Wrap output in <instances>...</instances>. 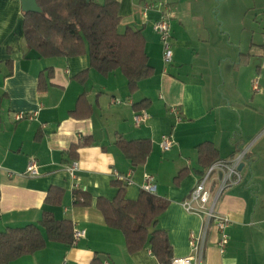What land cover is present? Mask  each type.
<instances>
[{
	"label": "crops",
	"instance_id": "1",
	"mask_svg": "<svg viewBox=\"0 0 264 264\" xmlns=\"http://www.w3.org/2000/svg\"><path fill=\"white\" fill-rule=\"evenodd\" d=\"M118 1L121 26L143 31L154 72L135 93L120 71L103 75L91 69L80 80L90 67L88 54L43 57L30 49L22 1L0 0V231L36 224L44 212L86 230L72 245L49 241L9 264H161L149 245L131 254L123 232L108 226L97 206L100 198L116 197L115 171L130 175V200L139 198L146 174L155 177L156 194L169 201L159 227L168 231L174 257L190 255V234L201 230L203 220L183 201L207 170L198 149L205 142L215 145L221 159L249 152L241 181L228 186L217 205L231 220L229 243L221 251L212 226L202 264H264V31L256 14L245 10L235 22L238 13L225 7L228 0ZM165 13L172 26L170 63L154 29ZM84 94L91 116L76 115ZM147 99L148 108H135ZM86 110L82 106L77 114ZM143 111L147 116L136 121ZM19 112L37 115L16 120ZM167 135L174 144L164 150L160 142ZM121 137L151 140L147 162L133 168L118 145ZM89 138L93 143L80 147L78 158L68 155ZM32 159L39 164L37 176L26 175ZM75 160L79 170L72 177L67 166ZM54 187L64 190L60 205L46 202ZM77 190L90 202L75 204Z\"/></svg>",
	"mask_w": 264,
	"mask_h": 264
},
{
	"label": "trees",
	"instance_id": "2",
	"mask_svg": "<svg viewBox=\"0 0 264 264\" xmlns=\"http://www.w3.org/2000/svg\"><path fill=\"white\" fill-rule=\"evenodd\" d=\"M41 12H24V36L30 49L43 57H75L89 55L90 67L78 75L82 81L91 69L103 75L120 71L127 78L131 93L137 92L139 83L153 75L145 52L146 39L141 29L126 27L121 30L120 3L118 0H37ZM44 79V75L41 77ZM82 106L87 110L77 114ZM150 106V100L135 104L137 110ZM92 105L82 95L78 100L77 116H91ZM91 138L73 145L67 152L78 158L82 146L91 145ZM118 145L130 159L132 167L147 162L153 151L149 139L128 141L120 138ZM199 160L208 168L220 160L218 149L211 142L198 146ZM206 172V171H205ZM202 173L201 176L204 175ZM200 176V177H201ZM118 192L113 200L100 198L97 206L108 226L121 230L128 251L134 254L149 245L152 254L161 264H172L173 246L167 230L159 227V218L168 208L169 201L143 189L137 200L126 197L128 184L115 181ZM64 190L54 187L46 202L60 205ZM89 195L75 191V204H87ZM49 241L72 245L74 224L70 219L58 220L44 212L36 224L10 227L0 231V264H9L22 256L45 248Z\"/></svg>",
	"mask_w": 264,
	"mask_h": 264
},
{
	"label": "built area",
	"instance_id": "3",
	"mask_svg": "<svg viewBox=\"0 0 264 264\" xmlns=\"http://www.w3.org/2000/svg\"><path fill=\"white\" fill-rule=\"evenodd\" d=\"M154 29L161 36L164 46L163 59L165 63H170L173 60L174 49L172 44V26L171 17L169 14H164L154 24ZM257 88V87H256ZM37 115L34 113L19 112L15 114L16 120L33 119ZM147 116L145 111L142 114L136 115V121H140ZM174 144L172 135L163 137L160 142L164 150H169ZM249 148L240 150L232 159H220L212 163L201 176L192 189L188 197L183 201L184 208L190 212L202 217V228L199 232H191L190 234V248L191 254L186 257H174L172 264H202L204 260L205 249L208 242L209 230L214 226L219 232L218 246L221 251H224L229 243L230 237L227 228L230 226L231 220L222 215L217 205L219 199L225 189L233 184L241 181L240 166L247 158ZM67 170L72 177H76V172L79 170V162L73 161L67 166ZM39 174V164L35 159L29 162L26 175L37 176ZM117 181L126 184L131 183L130 175H123L118 171L114 172ZM143 189L150 193L156 194L157 185L155 177L151 174L145 175V183ZM86 230L76 228L74 230V242H77L82 237H85Z\"/></svg>",
	"mask_w": 264,
	"mask_h": 264
},
{
	"label": "rangeland",
	"instance_id": "4",
	"mask_svg": "<svg viewBox=\"0 0 264 264\" xmlns=\"http://www.w3.org/2000/svg\"><path fill=\"white\" fill-rule=\"evenodd\" d=\"M225 7H229L234 12L238 13V15L240 14L239 16H235V22H239L237 20L239 18L241 19V16L244 17L245 10L249 11L248 16L252 15L254 11V14L257 16V22L259 23V31L261 34L263 33L262 31H264V27L262 25L264 24V0H228ZM238 26L241 27V24H238ZM121 30H124L122 26ZM260 134H262V132ZM244 162L247 163L246 160H244Z\"/></svg>",
	"mask_w": 264,
	"mask_h": 264
},
{
	"label": "water",
	"instance_id": "5",
	"mask_svg": "<svg viewBox=\"0 0 264 264\" xmlns=\"http://www.w3.org/2000/svg\"><path fill=\"white\" fill-rule=\"evenodd\" d=\"M21 1H22L23 10L26 12H41L42 11L37 0H21Z\"/></svg>",
	"mask_w": 264,
	"mask_h": 264
}]
</instances>
